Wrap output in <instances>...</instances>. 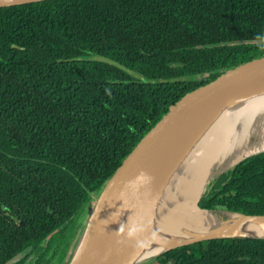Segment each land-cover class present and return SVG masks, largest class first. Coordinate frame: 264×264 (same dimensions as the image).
I'll use <instances>...</instances> for the list:
<instances>
[{"label":"trees","instance_id":"16d2710c","mask_svg":"<svg viewBox=\"0 0 264 264\" xmlns=\"http://www.w3.org/2000/svg\"><path fill=\"white\" fill-rule=\"evenodd\" d=\"M261 57L264 0L1 8L0 264L88 216L171 106ZM199 206L264 215V153L225 172ZM147 264H264V239L205 241Z\"/></svg>","mask_w":264,"mask_h":264},{"label":"water","instance_id":"95a60500","mask_svg":"<svg viewBox=\"0 0 264 264\" xmlns=\"http://www.w3.org/2000/svg\"><path fill=\"white\" fill-rule=\"evenodd\" d=\"M43 1L47 0H0V9ZM261 91H264V57L228 70L171 106L169 112L123 160L99 196L94 197L87 222L67 264H144L171 250L205 241L264 239V215H246L221 209L207 210L199 206L207 212L240 215L242 219L234 225L224 224L207 233L190 234L188 239L144 261L136 262L138 248L145 237L143 223L150 202L156 194L163 193V184L188 140L222 106ZM261 153L264 151L249 155L223 169L210 190L229 169ZM246 222L252 226L253 232H261V235L239 233L238 229ZM24 255L25 253H20L5 264H17Z\"/></svg>","mask_w":264,"mask_h":264},{"label":"bare ground","instance_id":"6f19581e","mask_svg":"<svg viewBox=\"0 0 264 264\" xmlns=\"http://www.w3.org/2000/svg\"><path fill=\"white\" fill-rule=\"evenodd\" d=\"M261 151H264V91L222 106L188 140L163 184V193L156 194L150 202L143 223L145 237L136 262L188 239L190 234L238 223L240 215L207 212L199 208L198 202L223 169ZM238 232L261 235L253 232L248 222Z\"/></svg>","mask_w":264,"mask_h":264},{"label":"flooded vegetation","instance_id":"af4514ba","mask_svg":"<svg viewBox=\"0 0 264 264\" xmlns=\"http://www.w3.org/2000/svg\"><path fill=\"white\" fill-rule=\"evenodd\" d=\"M73 226L77 227L76 224ZM81 226H82V224H81ZM65 231L66 230H62L60 232L58 230L53 236H50L46 240V242L44 244H42L37 249V250H39L38 252L36 251L35 253H30V250L26 251L25 255L22 258V260L24 258H26L23 264H37L42 259H43V264L44 263L45 264H64L63 262H65V260H66L70 246L68 247L67 251H65L64 247H60V245H57V242L59 240V237L62 236L65 233ZM73 231H74V229H73ZM56 234H59V236L57 237ZM72 247H74V246H72ZM28 253H30V254H28Z\"/></svg>","mask_w":264,"mask_h":264},{"label":"rangeland","instance_id":"374dc122","mask_svg":"<svg viewBox=\"0 0 264 264\" xmlns=\"http://www.w3.org/2000/svg\"><path fill=\"white\" fill-rule=\"evenodd\" d=\"M209 190H210V186L207 189V192H209ZM207 192H206V194H207ZM78 218L79 217H75L67 223V225L64 228L66 230L65 233L59 237V240L57 242V245H60V247H64L65 251H67L68 247L70 246L66 260H65V262H63L64 264H67L68 260L71 257L73 250H74V247H75L74 243H76L78 241V238L80 237V234H81L82 229H83V224H85L87 222L88 216H86V217L81 216L79 219ZM75 224L77 225V227H75V226L72 227ZM81 224H82V226H81ZM72 229H74V231H72ZM56 236L58 237L59 234H56ZM72 246H74V247H72ZM148 263H149V261H148ZM144 264H147V263H144Z\"/></svg>","mask_w":264,"mask_h":264}]
</instances>
